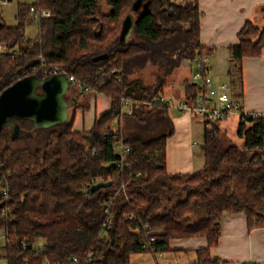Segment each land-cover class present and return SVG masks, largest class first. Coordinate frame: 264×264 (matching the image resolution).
<instances>
[{"label": "trees", "instance_id": "trees-1", "mask_svg": "<svg viewBox=\"0 0 264 264\" xmlns=\"http://www.w3.org/2000/svg\"><path fill=\"white\" fill-rule=\"evenodd\" d=\"M133 1L35 0L18 5L13 26L0 13V42L8 49L0 58V92L20 77L56 67L80 82L72 86L75 97L93 91L110 99L88 131L73 130L74 110L87 108L78 101L64 124L36 131V148L0 143V257L6 264H42L43 258L127 264L133 253L167 252L170 240L187 237L207 242L191 264H211L224 213H243L249 229L264 227V116L238 115L240 146L227 143L216 122L204 125L202 167L186 174L166 169L173 122L167 104L158 101L167 80L157 73L148 85L139 75L148 63L165 73L209 54L200 44L198 0H142L132 37L122 44L121 21ZM30 7L50 15L31 20ZM33 21L37 33L26 38L25 25ZM236 35L227 76L239 88L240 61L261 54L264 25L246 20ZM104 53L105 59L93 60ZM196 91L194 82H183L184 99ZM121 98L137 102L131 114H120ZM149 127L165 130L145 137L140 130ZM117 142L128 150L115 151ZM99 181L110 184L93 191Z\"/></svg>", "mask_w": 264, "mask_h": 264}, {"label": "crops", "instance_id": "crops-1", "mask_svg": "<svg viewBox=\"0 0 264 264\" xmlns=\"http://www.w3.org/2000/svg\"><path fill=\"white\" fill-rule=\"evenodd\" d=\"M19 4L29 3L18 1L17 7ZM1 6L0 4V8ZM198 7L201 12L200 44L209 51V73L214 83L227 82L232 99L240 103L244 113L263 116L264 46L259 56H245L241 59V86L234 92L227 71L229 69L228 47L238 42L236 34L246 20H251L258 26L264 25V0H198ZM184 81L186 80L179 82L177 86H166L175 100L183 98L182 83ZM65 97L68 100L75 98L72 96L68 98L67 95ZM104 98L107 99L105 110H103V103L99 114L87 123V127L82 118V126L75 128L73 122V130L88 131L93 127L94 120L107 112L110 106L109 97L104 96ZM75 99L79 101L77 97ZM74 111L75 121L78 113L84 114L85 110L78 108ZM168 114L173 122V132L167 137L165 143L167 172L192 173L203 165L201 150L195 147L197 144L200 146L203 141L202 132L198 136L197 131V124L201 121L195 115L197 120L190 114L176 110L172 112L169 109ZM227 117L216 122L219 128L222 120ZM219 235L217 243L210 247V256L215 258L211 264H264V227L257 226L249 229L243 213H224L219 225ZM206 245L204 237L175 238L170 240V249L167 252L154 255L146 252L133 253L129 256L127 264H191L196 260V249L204 248Z\"/></svg>", "mask_w": 264, "mask_h": 264}, {"label": "water", "instance_id": "water-1", "mask_svg": "<svg viewBox=\"0 0 264 264\" xmlns=\"http://www.w3.org/2000/svg\"><path fill=\"white\" fill-rule=\"evenodd\" d=\"M142 4V0H134L132 11L122 19L118 36L122 44L131 39L135 25L134 12L139 11ZM107 56V53L99 54L93 60H103ZM71 89L64 72L43 76L34 73L20 77L0 92V133L9 128L11 138L31 136L30 130L19 126L18 121L22 120L30 121L35 130L64 124L69 117V108L77 104L75 98L68 100L65 97ZM109 184L110 181H99L91 189L94 191Z\"/></svg>", "mask_w": 264, "mask_h": 264}, {"label": "rangeland", "instance_id": "rangeland-1", "mask_svg": "<svg viewBox=\"0 0 264 264\" xmlns=\"http://www.w3.org/2000/svg\"><path fill=\"white\" fill-rule=\"evenodd\" d=\"M21 1V2H25V3H32L35 0H13L11 3L9 4H4L1 6L0 8V13L2 15L3 21L5 22L6 25L9 26H13L16 24V19H15V15H16V7H17V2ZM37 33V26L36 23L33 21L30 24H26L25 25V37L26 38H30L32 39L35 34ZM132 37V35H131ZM130 37V38H131ZM196 65H194L193 61H188L187 63H182L180 65H176V66H168L166 68L165 73L162 72L160 73V71L158 70L159 68L154 65V64H147L145 68H143L140 71V77L142 80H144L145 84H153L154 82H156V75L157 73L158 76L157 78H165V80H167V86H177L178 84H180L179 82L186 80L189 82H193L192 79V73L195 69ZM53 70V69H52ZM50 70V71H52ZM183 84V83H182ZM232 87V91L234 92L236 89H238L237 85H234L233 83L231 84ZM168 88L166 87L164 89V94H167L168 96H164V94L162 96H164V98L166 100L170 101V106L167 107L168 110L170 109V111L173 112V110H175L172 107V103L174 104L175 102H177L178 100H175L172 94H169L168 92ZM67 97H75L74 93L71 91L67 92ZM76 98V97H75ZM180 98V97H178ZM79 100V103L81 104H86L87 108L84 109V114L82 113H78L75 121H74V126L75 128H79V126L81 127V123H82V118H84V125L87 127V123L90 122L91 120H93V117L97 114H99V109L102 108L103 103H104V108L103 110H105L106 105H107V99L104 98V96H102L101 94L98 95V93L95 92H89V93H85L83 95H79V97L77 98ZM78 103V102H77ZM95 104V105H94ZM72 107L69 108V117L72 114ZM177 111V110H176ZM103 112V111H102ZM178 112V111H177ZM180 112V111H179ZM181 113V112H180ZM170 116V115H169ZM191 117H193V119H196L194 117V115H190ZM68 117V118H69ZM238 114H229L228 117L224 120H222L221 124H220V128H219V135L220 136H224L225 140L227 143H230L232 145H238L240 146L242 143V138L240 136H238V134H236V128H237V124H238ZM197 120V119H196ZM199 121H201L199 119ZM202 125V126H201ZM204 125L206 126V124H204V122L201 121V123L197 124V131H198V136L199 134H201ZM114 126L116 127V125L114 124ZM208 128L211 127V125L207 124ZM26 129L30 130L31 132H33V136L29 137V136H22V137H10V134L7 133V129L3 130L0 133V143L1 145H12L15 148H22V147H32V148H36L39 143L40 140L38 139V137L36 136L37 133L36 131L41 130V129H34V126H32V124L30 125L29 123L26 125ZM165 128L161 127L158 129H151V127L147 128V129H142L140 130L142 132V134L145 137H150L151 135H155L157 134V132H164ZM36 133V134H35ZM196 148L199 149V145H195ZM264 213V211H263ZM0 244H4L3 240H0ZM0 264H6V260L4 257H0Z\"/></svg>", "mask_w": 264, "mask_h": 264}, {"label": "built area", "instance_id": "built-area-1", "mask_svg": "<svg viewBox=\"0 0 264 264\" xmlns=\"http://www.w3.org/2000/svg\"><path fill=\"white\" fill-rule=\"evenodd\" d=\"M12 0H0L1 5H6L11 3ZM28 18L31 20L36 21L39 17H47L50 15L48 10H36L33 7H30L28 10ZM6 43L0 42V58L2 55L7 52ZM194 65H196L193 73L192 79L193 82L197 86L196 95L194 98L184 99L180 98L174 104L172 103V107L180 111L181 113H187L190 115H195L198 117L202 122L211 125L214 122H218L222 118H225L229 114H240L244 113L242 111V107L240 103L233 100L231 97L230 86L227 82H220V84H215L211 74L209 73V54H197L195 58L192 60ZM53 70L49 73H65L67 75L68 82H70L72 86L80 87V82L76 81L72 75L67 74L65 71H61L56 67L52 68ZM154 100L149 101L147 103L146 108L149 109L151 103ZM160 103H165L167 106H170V101L166 100L164 96L159 97ZM137 102L132 104V101L129 98H121L120 101V114H131L133 109L136 106ZM245 115H251L252 117H259L261 115L251 113ZM264 116V115H263ZM261 116V117H263ZM120 121V118H116L114 122ZM115 129L117 128L114 127ZM115 151L122 153L128 150V148L121 142H117L114 144ZM5 233L2 229H0V240H3ZM152 240V239H151ZM154 248H151L153 250ZM73 263H77L78 259L75 256L71 258ZM42 264H63V263H52L49 259L43 258ZM257 264V263H254Z\"/></svg>", "mask_w": 264, "mask_h": 264}, {"label": "flooded vegetation", "instance_id": "flooded-vegetation-1", "mask_svg": "<svg viewBox=\"0 0 264 264\" xmlns=\"http://www.w3.org/2000/svg\"><path fill=\"white\" fill-rule=\"evenodd\" d=\"M19 122V121H18ZM19 124V123H18ZM8 130H9V128H8Z\"/></svg>", "mask_w": 264, "mask_h": 264}]
</instances>
